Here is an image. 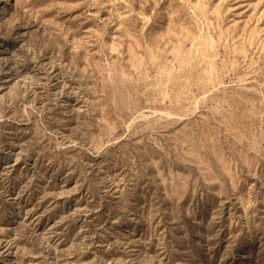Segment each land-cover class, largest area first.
Segmentation results:
<instances>
[{"label": "rangeland", "instance_id": "1", "mask_svg": "<svg viewBox=\"0 0 264 264\" xmlns=\"http://www.w3.org/2000/svg\"><path fill=\"white\" fill-rule=\"evenodd\" d=\"M0 264H264V0H0Z\"/></svg>", "mask_w": 264, "mask_h": 264}]
</instances>
